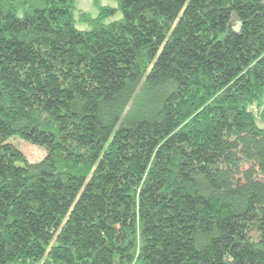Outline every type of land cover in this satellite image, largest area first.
I'll return each instance as SVG.
<instances>
[{"label":"trees","instance_id":"16d2710c","mask_svg":"<svg viewBox=\"0 0 264 264\" xmlns=\"http://www.w3.org/2000/svg\"><path fill=\"white\" fill-rule=\"evenodd\" d=\"M116 2L0 0V264H264V0Z\"/></svg>","mask_w":264,"mask_h":264},{"label":"rangeland","instance_id":"374dc122","mask_svg":"<svg viewBox=\"0 0 264 264\" xmlns=\"http://www.w3.org/2000/svg\"><path fill=\"white\" fill-rule=\"evenodd\" d=\"M75 4L76 9H82L92 16L98 13L97 4L107 5L109 7L115 8L114 12L105 18V20L108 21L116 19L121 15L119 9H117L116 0H75ZM75 25L79 29L88 27L86 22L81 21H76ZM7 140L14 144L19 150H21L29 161H37L43 158L46 154V149L42 145L32 143L18 135H11Z\"/></svg>","mask_w":264,"mask_h":264}]
</instances>
